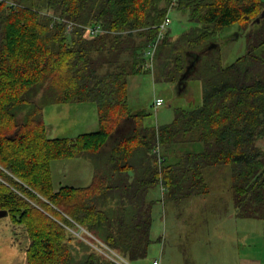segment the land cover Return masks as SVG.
Returning <instances> with one entry per match:
<instances>
[{"label":"trees","instance_id":"16d2710c","mask_svg":"<svg viewBox=\"0 0 264 264\" xmlns=\"http://www.w3.org/2000/svg\"><path fill=\"white\" fill-rule=\"evenodd\" d=\"M172 9L197 25L176 39L168 28L154 59L179 81L201 55L190 76L204 82L203 101L147 126L146 112L130 110L128 77L145 70ZM263 11L264 0H0V209L24 228L28 264H117L70 230L78 225L130 260L146 257V191L160 183L177 202L207 194L204 171L215 166L230 167L236 214L264 220ZM236 23L247 51L224 65L208 47ZM95 25L105 31L91 34ZM69 102L96 103L99 129L50 137L45 103ZM178 145L189 148L168 163L162 149ZM83 155L95 164L91 183L56 189L52 161Z\"/></svg>","mask_w":264,"mask_h":264},{"label":"rangeland","instance_id":"374dc122","mask_svg":"<svg viewBox=\"0 0 264 264\" xmlns=\"http://www.w3.org/2000/svg\"><path fill=\"white\" fill-rule=\"evenodd\" d=\"M169 16L171 24L168 31L174 39L197 25L190 21L188 11L172 9ZM217 40L220 48H213L212 52L221 55L224 65L231 64L247 51L244 29L237 23L221 33ZM262 50L264 46L259 49ZM123 58H130V55L125 53ZM145 63L143 72L128 77L129 107L133 113L146 112L144 125L157 127L170 123L177 108H192L202 103L204 82L196 75L173 81L170 75L157 67L156 59L150 67ZM158 97L164 100L161 106L155 105ZM44 117L50 137L72 138L100 127L94 102L45 103ZM259 145L264 147V139L259 140ZM187 148L189 146L178 145V152L167 153L164 149L162 152L169 163ZM146 160L143 164L150 162ZM51 166L56 189L64 185H83L90 181L95 171L94 162L85 155L59 158L52 161ZM204 173L210 187L207 194L177 202L166 197L165 188L160 183L146 191V200L153 202L152 243L146 257L130 260L119 250H113L122 254L129 264H154L155 260L159 264H235L238 256L257 259L259 264H264V220L236 214L230 167H210ZM112 206L116 207L115 204ZM23 229L22 226H14L9 216L0 218V264H28L26 247L29 240ZM93 234L98 238H92L93 242L103 249L99 252L112 259L114 251L106 247L102 238Z\"/></svg>","mask_w":264,"mask_h":264},{"label":"built area","instance_id":"2783aa9c","mask_svg":"<svg viewBox=\"0 0 264 264\" xmlns=\"http://www.w3.org/2000/svg\"><path fill=\"white\" fill-rule=\"evenodd\" d=\"M63 19V18H62ZM64 20V19H63ZM171 24V18L169 15H167L165 17V19L163 20V22L161 24H159V37L158 39H156L155 42H153V44H151V48L147 50V55L149 56V59L147 60V62L145 63L147 67L152 66L153 64V60H154V56H155V52H156V48L158 45V41L160 40V38L163 37L164 32L167 31V29L169 28V25ZM73 23L70 22L68 25V29L70 30L72 28ZM88 30L91 34L93 35H97L101 32H104L105 30L103 29V27H101L100 25H95V26H89ZM164 103L163 98L158 97L155 100V105L156 106H161ZM155 152H157L158 157H159V161L161 162L164 158L161 154V149L159 147L156 148ZM71 231H73L79 238L85 240L86 242L90 243L92 246H94L96 249H98L99 251L103 250L98 244H95L92 240V238L97 239V237H95V235L89 231L88 229H86L83 226L78 225L75 228H70ZM88 234V235H87ZM89 236V237H88ZM106 247L112 251H114L113 249H111L109 246L106 245ZM101 249V250H100ZM115 255L112 256V259L117 263V264H129L128 262H126V260H124L123 255L119 254L118 252L114 251ZM154 264H159L158 260L154 261Z\"/></svg>","mask_w":264,"mask_h":264},{"label":"water","instance_id":"95a60500","mask_svg":"<svg viewBox=\"0 0 264 264\" xmlns=\"http://www.w3.org/2000/svg\"><path fill=\"white\" fill-rule=\"evenodd\" d=\"M262 17H264V11L262 12L261 16L259 18H257V21H260ZM218 46H219V43L213 42L209 45L208 48L213 49V48H216ZM200 58H201V55L196 56L195 60L192 61V63L187 66V69H186L185 73L182 75L180 80H184L185 78L190 76V74L192 72L191 70L193 69L195 62L198 61ZM7 215H8L7 210L0 209V218L5 217Z\"/></svg>","mask_w":264,"mask_h":264},{"label":"crops","instance_id":"0c3cea01","mask_svg":"<svg viewBox=\"0 0 264 264\" xmlns=\"http://www.w3.org/2000/svg\"><path fill=\"white\" fill-rule=\"evenodd\" d=\"M95 172V171H94ZM94 176V175H93ZM91 177V176H90ZM89 177V178H90ZM93 180V177L90 179V181L89 182H87V183H85V184H83V185H79V186H86V185H88L89 183H91V181ZM75 186H78V184H75ZM237 260H238V262L237 263H235V264H259L258 263V261L259 260H257V259H251V258H244V257H241V256H238L237 257Z\"/></svg>","mask_w":264,"mask_h":264}]
</instances>
